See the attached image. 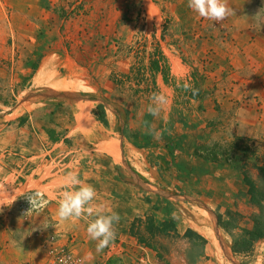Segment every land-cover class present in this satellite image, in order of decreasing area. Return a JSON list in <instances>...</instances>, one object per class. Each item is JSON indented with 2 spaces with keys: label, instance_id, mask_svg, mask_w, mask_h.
<instances>
[{
  "label": "crops",
  "instance_id": "crops-1",
  "mask_svg": "<svg viewBox=\"0 0 264 264\" xmlns=\"http://www.w3.org/2000/svg\"><path fill=\"white\" fill-rule=\"evenodd\" d=\"M82 1L86 2V7L92 2L94 6L103 2L14 0L13 4H7L9 13L4 12L9 23L6 33L12 36V43L4 44V54H7L4 57L12 61L13 67H21L17 75L28 76L19 79L27 82V88L33 90L31 96L35 99L27 100L21 106L3 111L0 115V215L3 216L0 219V264H49L46 243L51 236L56 237L60 232H63V235L59 238V243L70 245V238H75L74 249L88 264L103 263L107 247L97 253V242L89 239L85 220L60 222L56 215L57 201L51 202L42 213H35L27 218L20 216L21 218L14 221L9 218L12 216H9L8 212L12 209L15 208L18 212L16 201L21 194L29 189L44 186V179L49 174L48 166L45 165L47 156L70 155L73 167L71 172L75 173L83 184L92 185L96 189L94 203L100 206L99 195L106 193L101 190L117 181L115 179L119 174L125 177L134 172L133 168L145 176L159 179L160 175H172L169 166L180 164L182 169L173 176H180L181 179H190L192 176L194 136L202 131L197 125L189 122L191 115L188 110L171 112L165 106L161 124L154 121L147 110L143 113L147 116L149 124L161 130L162 136L159 140L145 133L144 122L139 125L140 128L134 129L131 135L127 120V124L123 126L125 134L120 132L117 113L110 103L122 106L126 113L131 108L132 92L127 88L123 90V86L119 87L116 80H121L127 85V77L124 76L130 73L133 61L128 57L118 59L117 56L104 59V53L95 54L91 50L108 51L114 36L119 35L124 41H129L134 32L131 26L122 20L115 0H109L104 9L95 7L92 10L80 11ZM254 1V33L264 34V0ZM255 48L259 50V47ZM106 54L108 57L109 52ZM261 54L260 46V60L257 61L261 63L260 66H264ZM160 64L162 65L161 61ZM163 68L162 65L161 69L152 70V81L171 103L177 94L172 81L187 78H184V74L176 73L174 69L171 75H165ZM118 73L122 79H114V74ZM261 82H264V75L260 76L259 83ZM260 86L261 91L257 95L262 104L260 110L254 108V124L249 130L253 138L264 135V117L260 118L261 113H264V84ZM86 94L95 95L97 99L88 98ZM184 96L189 105L199 102L190 91L185 92ZM100 103L105 105L108 125L95 116L94 111ZM169 140L172 142L169 143ZM146 142H149V145H146ZM7 150L16 153L4 155ZM33 167L35 171L21 176L20 173ZM66 176L56 177L47 184L55 186L50 192L52 197L60 188H65ZM176 182L186 183L179 180ZM113 192L109 193L113 195ZM159 213H165L159 215L161 221L169 220L162 219L163 216H171L173 221L182 218V222L174 221L181 235L190 228L209 241L194 225H185L190 221V217L167 215L166 211L162 210ZM115 232V241L120 240L134 252H139L141 246L145 245L131 235L130 228L128 231L115 228ZM215 234L219 240L216 231ZM256 244L264 250V240ZM151 249L160 259L159 251ZM204 251L205 256L196 263L189 259L190 263L205 261L210 256L206 245ZM250 252L236 255L248 256ZM259 257L262 262V256ZM108 264H118V261Z\"/></svg>",
  "mask_w": 264,
  "mask_h": 264
},
{
  "label": "rangeland",
  "instance_id": "rangeland-1",
  "mask_svg": "<svg viewBox=\"0 0 264 264\" xmlns=\"http://www.w3.org/2000/svg\"><path fill=\"white\" fill-rule=\"evenodd\" d=\"M7 1L0 0V115L35 99L27 82L20 81L28 76L17 75L21 67H13L12 61L4 57L7 55L4 44L12 43V36L6 33L9 23L4 12L9 13L7 4H13L14 0ZM115 1L122 20L131 26L133 36L129 41L114 36L108 51L94 49L91 52L104 53V59L117 56L133 61L130 73L123 75L127 77L128 87L125 82L116 80L119 87L123 86V90L127 88L133 94L131 108L126 113L128 131L133 135L134 129L148 120L143 113L150 102V94L162 92L152 81V63L160 60L165 75H171L174 69L199 89L195 96L199 102L189 105L185 92L172 81L177 94L166 106L171 112L188 110L189 122L202 132L194 136V171L190 179L173 176L182 169L180 164L169 166L172 175H160L159 179L145 176L133 168L134 172L124 174L125 177L119 174L117 181L101 190L106 192L99 195L104 213L114 211L119 214L120 221L115 228L120 231H128L135 219L145 221L149 215L161 220L159 215L165 214L159 213L161 210L167 215L187 216L190 221L185 225H194L202 231L215 248L213 255L207 241L205 245L210 256L198 264H264V250L260 245L256 244L248 256L236 255L231 250L233 242L242 233L241 228L251 227L253 215L259 212L250 202L245 176L248 173L257 187L263 182L258 167L264 165V135L253 138L249 131L254 124V108L260 110L262 104L257 93L264 84L259 83L264 66L257 61L260 60V46L264 58V34L254 33L255 1L227 0L234 12L222 22L198 17L188 8V0ZM107 4L109 0H103L96 6L92 2L86 7V2L82 1L79 10L104 9ZM162 53L165 60L161 58ZM114 75V79H122L119 73ZM262 114L260 118L264 117ZM163 116L161 112L159 118L151 117L160 123ZM245 152L252 158L244 156ZM200 156L210 159L216 156L220 162L202 160ZM177 180L186 183L176 184ZM110 191H114L113 195ZM8 213L13 221L21 218L15 208ZM2 217L0 215V219ZM163 217L172 220L171 216ZM219 217L223 221L231 220L238 227L226 229ZM216 220L222 240L216 238ZM174 221L182 222V218ZM140 227L143 231V225ZM194 239L193 235L182 239L158 235L154 245L159 249L155 250L163 254L159 263L192 264L188 254ZM259 256H262V262Z\"/></svg>",
  "mask_w": 264,
  "mask_h": 264
},
{
  "label": "clouds",
  "instance_id": "clouds-1",
  "mask_svg": "<svg viewBox=\"0 0 264 264\" xmlns=\"http://www.w3.org/2000/svg\"><path fill=\"white\" fill-rule=\"evenodd\" d=\"M187 6L198 17L214 22H222L234 12L229 7L227 0H188ZM176 87L184 92L190 91L193 95H197L199 92V89L194 88L187 79L177 78ZM149 100L146 109L148 114L159 118L169 103L168 97L162 92H152ZM144 131L156 140L162 136L161 130L147 121H145ZM96 195V189L92 185L83 184L75 173L69 172L65 177V190L61 192L57 201L56 215L60 222L85 220L87 235L89 239L97 242L96 251L99 253L115 240V225L119 223L120 216L114 211L105 214L103 207L94 203ZM25 198L30 204V208L24 213L25 216L30 215L33 211H42L49 204L46 194L40 190L26 195Z\"/></svg>",
  "mask_w": 264,
  "mask_h": 264
},
{
  "label": "trees",
  "instance_id": "trees-1",
  "mask_svg": "<svg viewBox=\"0 0 264 264\" xmlns=\"http://www.w3.org/2000/svg\"><path fill=\"white\" fill-rule=\"evenodd\" d=\"M161 58L164 59L165 55L162 53ZM152 68L154 71H157L162 68V65L160 64V60H154L152 63ZM191 95L195 97L196 95H193L191 92ZM88 98L97 99V96L86 94ZM111 106L115 109L118 119H119V128L120 132L122 134H125L124 125L127 124L126 120V112L124 109H122L119 105L115 103H110ZM95 116L98 120L105 123V125H108L107 121V114L104 103H100L94 111ZM146 145H149V142H146ZM173 148V145H171V149ZM244 156H250V153L245 152L243 153ZM202 160H210V161H218L220 160L215 156L214 158H208L204 156H200ZM242 166H245L243 164ZM261 174H262V185L261 187H257L256 183L250 178V176H245V180L247 182V185L249 186L248 194L250 196V202L252 205L256 206L259 209L258 213H255L253 215V224L251 227H244L241 228V235L238 239L235 240L232 246V251L234 254H240L243 252H249L253 249L255 244L259 242L260 240H264V165L258 167ZM120 170V167H118ZM193 170H191L192 173ZM219 222H223L226 229L230 228H237L238 225L234 224L231 220L223 221L222 217H219ZM139 225V226H138ZM143 225V231L140 226ZM130 233L132 236L136 237L138 241L142 244H145L153 249H158L157 246H155V240L158 235H164L167 237H174V238H183V237H189L191 238L192 235L195 237V240L192 241V246L189 251V259L192 263H196L201 257L205 256L204 246L207 240L205 237L200 235L199 233L195 232L192 229H188L184 235H181V233L178 231L175 222L173 220H157L153 216H148L145 221L141 219H135L130 227ZM148 234V235H147ZM209 247L211 251L213 252V255H215V248L213 244L209 241ZM160 257H163V254L160 253Z\"/></svg>",
  "mask_w": 264,
  "mask_h": 264
},
{
  "label": "built area",
  "instance_id": "built-area-1",
  "mask_svg": "<svg viewBox=\"0 0 264 264\" xmlns=\"http://www.w3.org/2000/svg\"><path fill=\"white\" fill-rule=\"evenodd\" d=\"M16 151L7 150L4 151V155H13ZM46 164L49 169L48 176L44 179V186L35 187L25 191L23 194L19 196L16 201V208L21 217L27 218L35 213H42L46 211L49 204L53 201H58L60 194L63 190H65L64 186L60 188L54 197L50 195V192L54 190L55 186H47L50 181L56 177H61L67 175L72 167V160L70 155H54L47 156ZM32 171H35V168H30L28 171H23L21 174L24 177L25 174H30ZM18 174V173H17ZM43 191L46 194V199L49 200V204L42 211H33L30 215L25 216L24 213L30 208V204L25 198L26 195L34 192V191ZM63 235V232L59 233L58 236H51L46 243V252L49 258V264H88L86 259L77 253L74 249L75 238H70L71 244H61L59 243V238ZM133 256V258H131ZM118 261V264H160L159 259L157 257V253H155L150 247L144 245L141 246L139 252H134L132 249H129L122 242L112 241L110 245L107 247L106 252L103 255V263L108 264L111 261ZM124 261V262H123ZM123 262V263H122Z\"/></svg>",
  "mask_w": 264,
  "mask_h": 264
},
{
  "label": "water",
  "instance_id": "water-1",
  "mask_svg": "<svg viewBox=\"0 0 264 264\" xmlns=\"http://www.w3.org/2000/svg\"><path fill=\"white\" fill-rule=\"evenodd\" d=\"M215 227H216V232H217L218 237L220 238V240H222V239H221V232H220V230H219V226H218V221H217V220H216V225H215ZM222 245H224V244L222 243ZM226 252H227V255L231 258V255H230L229 251L227 250ZM236 264H237V263H236Z\"/></svg>",
  "mask_w": 264,
  "mask_h": 264
}]
</instances>
